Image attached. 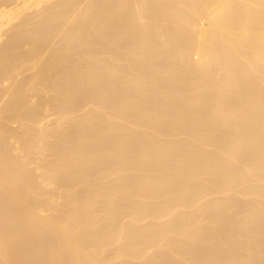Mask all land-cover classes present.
Listing matches in <instances>:
<instances>
[{"label": "bare ground", "instance_id": "1", "mask_svg": "<svg viewBox=\"0 0 264 264\" xmlns=\"http://www.w3.org/2000/svg\"><path fill=\"white\" fill-rule=\"evenodd\" d=\"M0 264H264V0H0Z\"/></svg>", "mask_w": 264, "mask_h": 264}]
</instances>
